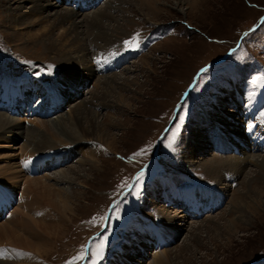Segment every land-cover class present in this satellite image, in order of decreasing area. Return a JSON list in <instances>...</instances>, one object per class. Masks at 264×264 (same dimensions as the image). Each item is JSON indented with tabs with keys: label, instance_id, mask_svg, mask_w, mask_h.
Here are the masks:
<instances>
[{
	"label": "rangeland",
	"instance_id": "374dc122",
	"mask_svg": "<svg viewBox=\"0 0 264 264\" xmlns=\"http://www.w3.org/2000/svg\"><path fill=\"white\" fill-rule=\"evenodd\" d=\"M5 1L0 0V94L11 87L20 91L19 85L24 83L32 86L23 90L24 95L33 86L37 95L47 94L49 90L42 86L72 82L62 77L63 64L53 53L13 35L14 26L6 22ZM108 1L101 0L98 6L82 10L91 17L84 14L86 33L102 37L93 39V43L92 38L86 41L95 75L86 78L89 80L80 88V97L93 102V107L87 106L95 113L89 116L102 123L107 132L104 140L113 148L98 155L100 169L91 174L85 186L60 182L57 178L61 175L56 174L70 165L89 168V160L77 162L81 150L64 162L58 161L59 166L52 167L47 160L44 168L29 173L31 177L45 176L47 183L59 181L56 186L67 188L72 196L84 193L69 209L53 203L62 212L66 227L59 239L41 245L44 253L6 245L9 241L4 236L0 251L5 256L0 254V264L11 263L12 250L18 257L14 264H151L158 251L173 248L172 264H264V0H158L153 12L138 0H112V5L119 7L111 12L114 17L95 21L105 17ZM97 8L100 14L95 15L96 11L92 12ZM63 30L60 27L55 33ZM106 32L113 34L114 40H103ZM133 37L136 40L126 45L125 41ZM122 56L129 61L121 62L119 73H115L118 75L108 80L128 79V86L122 90L117 87L116 92L123 93L132 107H102L103 92L97 91L93 99L91 91L99 79L112 72L99 65L111 67L112 61ZM126 65L125 71L122 68ZM16 80H20L18 85H10ZM63 92L58 89V96L50 92L47 108L55 106L54 100ZM28 97L23 98L32 103V97ZM70 102L63 108L65 113L76 103ZM6 110L0 108V112ZM57 114L38 117L22 113L16 118L30 130L31 120H53ZM217 122L226 123V130L234 131L229 140ZM239 137L243 145L234 143ZM26 141V137L0 139V165L14 164V170L20 172L16 164L21 163L23 152L19 147ZM89 144L96 146L93 140ZM237 145L247 150L231 149ZM71 152L64 145L43 155H48L46 159L61 158ZM36 155L40 153L32 156ZM72 173L76 176L75 171ZM15 181L20 185L14 187L17 192L13 190L12 195L16 192L14 200L18 203L24 185L20 178ZM190 187L198 189L195 207L202 212L200 215L182 210L186 205L177 195L178 188L187 192ZM16 202L7 212L18 208ZM163 208L171 214L183 211L187 225L177 227L181 231L171 240L162 226V237L170 244L156 248L153 243L146 249L148 254L143 251L142 255L137 246L142 248L143 242H148L140 238L143 229L141 234L137 230L135 239L136 226H144L145 219L149 228L154 219L161 222ZM20 210L13 213L14 224L27 207ZM12 212L0 224L10 220ZM48 212L50 208H37L34 217L43 219ZM48 220L55 221L51 217ZM132 225L134 232L129 234Z\"/></svg>",
	"mask_w": 264,
	"mask_h": 264
},
{
	"label": "bare ground",
	"instance_id": "6f19581e",
	"mask_svg": "<svg viewBox=\"0 0 264 264\" xmlns=\"http://www.w3.org/2000/svg\"><path fill=\"white\" fill-rule=\"evenodd\" d=\"M111 1L112 0L106 2L105 12L103 11L104 12L103 16L105 17L95 18V21L103 22V19H109L111 17H114L111 14V12H113L116 8L119 7L113 6ZM120 1L122 3L133 1L134 3V1L136 0H128V1L120 0ZM156 1L158 0H138V2H140L141 5L147 7L152 12L155 11V9H157L155 8ZM5 2H6L5 13H7L6 22L9 25V27L14 26L15 30L13 35L18 39H24L26 42H30V43L32 42L33 44H35V46L37 45L43 47L44 51L53 53L55 57L63 64L62 77L73 79L72 82H69L68 80H64V82L61 83L62 86L59 84L50 87L42 86L44 90H49V92H46L47 94L42 93L40 95H37L36 93L37 88L33 86V90L32 89L29 90L30 92H28V95H26L27 98H29L28 96L32 97V106L34 108L37 107L34 114H32V112H29L28 114H26L27 116L37 115L38 117H42L48 115L49 117H51L57 114L56 111L59 110L60 113L58 112L56 116L57 118L55 119L52 118L53 120L50 119L34 120V121L31 120V127L29 128L30 130H27L25 128L26 126L23 125L22 121L19 120V118H16V115L15 116L12 115L14 113L13 109H12V114L8 112L9 111L8 109H7L8 111H6L5 113L0 112V139H2L3 137H7V138L11 137L17 139H21V137L24 138L26 137L27 139L26 143L23 146L19 147V149H21L23 152V158L21 160V163L16 164L19 166L18 171L21 170L20 172H16L14 170L16 169L15 168L16 166L14 164L0 165V209H5L7 205L8 206L10 205V203L16 202L14 199L16 198L15 194L17 191L14 189V187L15 186L17 187L20 184L16 183L15 180L17 178H20V180L22 179V184L24 185V189L21 190L22 192L20 191L22 195L19 197L18 203L16 202V204H19L17 205L18 208H16L15 211L11 210V212L12 211L14 212H12V216H10L11 217L10 220L9 219L5 220V222H2L0 224V239L5 236L9 241L6 242V245L9 244L17 248L19 247L23 250H28V251L31 250L32 252L34 251V253L39 252L40 254V253H44V250L42 251L40 249L41 245L43 244L47 246L49 245L48 243L51 240L59 239L62 235V231L66 227V222L64 220V216L62 212L58 208H56V205H54L53 203L54 202L62 203V206L65 209H69L70 206L76 204L75 202L82 196L84 192H79V193L77 192L78 193V194L76 193L77 195L72 196L73 193L72 192L69 193L68 192L69 190H67V188L56 186L57 183H59V181L56 180L55 183H47L45 182V176H43L42 178L31 177L29 173L33 174L36 170L40 169V167H43L46 164L47 160H49L48 162L51 163L52 167H54V165L59 166L61 162L58 161L64 162L66 157L72 156L76 150H81L82 157H80L77 162L81 161L80 163H82L85 162L86 160H89L88 162V164H90L89 168H84V167L79 168L80 166L78 167L75 165H70L67 166V168L66 167L62 168L56 174L61 175L59 176V178H57L58 180H60V182L63 181L70 185L80 184L85 186L87 185L86 184L87 179L91 176V174H93L94 171L97 172L98 169H100L98 155L102 153L101 152L102 150L105 151L107 150V148H113L110 143L104 140L105 137L107 136L106 135L107 132L105 133L104 131L105 129H103L102 123L100 124L99 121L92 120L89 116V114L95 113L94 112L95 110L92 111L91 109L88 108L87 105L91 104L93 107L94 106L93 102L91 100L84 99L85 97H80V88L83 85H85L86 81L88 82V80L95 75V71L92 67L90 60L92 59V57L89 56L88 54L86 41L92 38V43H93V39H100L99 37H102L101 36L102 34H100V36L97 37L93 33L92 34L86 33L85 30L87 29H85L84 27V25H86L84 20L87 16H85L84 14H88V12H84V11L82 12V10L83 7H86V5L88 4H86V2L83 0H6ZM100 2L101 0L92 1L90 6L94 7L96 6L97 3ZM64 4H67L69 6L67 5L64 6ZM98 9L99 8L91 12L94 13ZM106 10H108L109 13ZM98 12L99 11H96L95 15L100 14ZM60 27H63L64 30L61 33H55L56 30L59 29ZM118 27L116 25V29H119ZM121 27L122 26H120V28ZM112 31H117V30H114L113 28ZM113 37H114L113 34H111L110 32H106V34L103 35L102 39L103 40L107 39L109 41H112L114 40ZM124 61H126L125 56H122L119 60L112 61L111 67L105 65H99V66H103L107 70L108 69L111 70L112 72L109 75L107 74V76L102 75L101 78H103V76L106 77L103 79H99L95 83L94 89L91 91V94H93L91 98L93 99L97 97L98 95L96 93L97 91L98 93L103 92V96L102 97L101 95L99 96L102 98L104 104L103 105L100 104V106L106 108L119 107L120 109L126 107L127 108L132 107L129 106V103L128 104L126 103L127 100L125 101V95L123 93L116 92V89L120 88L122 90L125 89L126 86H128L129 84L128 79H126L123 82L119 81L117 78H113L114 79L113 82L108 80V78L118 75L115 74V73H119L117 68H119L121 66V62ZM105 62L107 61L105 60ZM127 67L128 65L124 66L122 69L125 70ZM77 72H80L82 75H79L80 73L78 74ZM85 74H87V76H85ZM81 76L84 77L81 78ZM87 77L89 79H86ZM19 81L20 80L18 81L16 80V83L13 81L10 85L13 84L18 85ZM27 84L28 86H26V83H24L23 85H19L20 92L18 94H16V92H18L17 88L13 89V87H11L9 90L7 89L8 91H6L4 94H0V99H2L0 100V105L3 104L5 100L8 101V97L14 100L19 99L21 103L23 100L24 101L28 100L22 97L23 94L22 91L25 88L32 87L31 84L29 83ZM102 88L103 91H101ZM58 89H61V91L64 92L61 98L58 97L57 101L54 100L55 102L54 104L56 108L45 111L46 110L45 108H47L48 103H51L48 100L49 98L48 96L50 92L55 93ZM11 101L13 100H9V103ZM69 101H72L70 102V105L73 102L76 103L72 105L70 112L65 113V111H63L64 110L63 108L64 107L66 108V105L67 103H69ZM30 104L31 102H29L28 100L27 103L28 107ZM233 112L234 110L229 111V113H233ZM42 113L44 114L42 115ZM217 123L218 125H221V127H223V130L224 129L226 130L225 128L226 123L224 122H217ZM223 132L225 133L226 138L228 137L229 140V138H231L230 137L231 132L234 131L231 129H227L226 131ZM201 136L203 135L201 134L199 137ZM238 139L239 140H235L234 143L235 144L241 143V145H243L244 141L241 139V137H239ZM92 140L96 144L95 147H91V144H89V142ZM6 141L8 142V140ZM87 142L88 144H86ZM245 144L247 145V143ZM64 145L71 148L72 152L70 155L61 156V158H56V156L55 157L52 156L47 159L46 157L48 155H43V153L47 152L48 150L52 151ZM86 145H89V148H87ZM247 147L249 146L247 145ZM241 148L247 150L246 147H241L239 145L232 146L231 149L241 152L242 151ZM195 151H197V148L195 149ZM35 153H40V155H36L35 157H33L32 155H35ZM31 156L33 157V159ZM37 156L40 157L38 158ZM192 159H194L193 155H192ZM27 162L30 165L29 167ZM210 162L211 161H209L206 164H209ZM36 166H39V168H36ZM20 167H22L23 169H21ZM75 168H79V169L76 170ZM72 170L75 171L76 176L74 175L71 176L73 174ZM5 175L9 177H5ZM41 179H44V181L40 182ZM82 179L83 181H81ZM174 181L173 183H175ZM6 188H8V190H6ZM175 189L177 190V188ZM13 190L16 191L13 192L14 196L12 195ZM179 190H181V188H178V191ZM169 192L171 193V191ZM192 192H193L192 196H195L197 193H199L197 190L194 189ZM29 195L31 196L30 200H29ZM24 199L26 200V203H24L25 202ZM169 204H171V202ZM20 207H27V210L26 212L21 213V219L18 220L16 224H14L15 222L13 220L14 214L16 213V211L17 212L22 211L20 210ZM41 207L50 208V212H48L47 217H44L43 219L38 217L35 218L34 216L37 214L36 213L37 208H41ZM11 212L10 211L4 212V214L0 216L1 217L0 220L2 218H5ZM185 215L186 214L185 213L183 214V211H175V214H171L168 213L167 211L165 212V209L163 208L161 209L162 221L160 222L158 229H156L153 226H152L153 228L152 227L149 228L145 226L146 224L145 221L147 219H145V221L143 222L144 226L143 225L136 226L135 239H137L138 238L137 235H139L137 230L141 234L142 233L141 230L143 229L144 233L141 234L140 238H143L144 241L148 242V245H144L145 242H143L142 248L141 246H137L140 249V251H142L139 253L143 255V251H144L145 255L148 254L146 249L150 248V246L153 243L156 244V248H160L161 244L165 246L170 244V243H165L166 242L164 240L165 238L162 237L161 234L163 233L162 226L165 227L166 229L165 234L167 235L168 239L171 240V238L176 237L177 234L180 233L181 229L187 225L186 223H184L186 221ZM50 217L52 219H55V221L49 222L48 218ZM210 218L213 217L210 216ZM178 221L181 222L178 223ZM179 226L181 227V229L180 228L177 229V227ZM148 229L150 230V233L147 232ZM197 229L199 230V228ZM129 231H131V234L134 232V230H132L131 228L129 229ZM150 234L152 235V237L149 236ZM1 243L4 242H0V244ZM5 249L1 248V250H5ZM173 249H169V250L161 249L162 251H158L156 253L154 261L151 264H172V261H174V259L171 258L172 257L171 252L173 251ZM9 253H11L10 254L11 263L9 264H14V260H16L18 257L15 255L14 250L10 251ZM0 254H3L2 251H0ZM143 258L145 259L146 257L144 256Z\"/></svg>",
	"mask_w": 264,
	"mask_h": 264
},
{
	"label": "snow or ice",
	"instance_id": "6c2138e0",
	"mask_svg": "<svg viewBox=\"0 0 264 264\" xmlns=\"http://www.w3.org/2000/svg\"><path fill=\"white\" fill-rule=\"evenodd\" d=\"M136 38L133 37L131 41H125V44L128 45V44H131L133 41H135ZM262 79H264V77H262Z\"/></svg>",
	"mask_w": 264,
	"mask_h": 264
}]
</instances>
